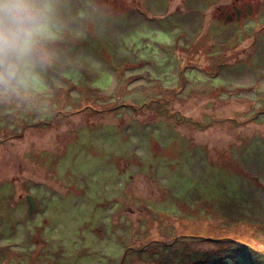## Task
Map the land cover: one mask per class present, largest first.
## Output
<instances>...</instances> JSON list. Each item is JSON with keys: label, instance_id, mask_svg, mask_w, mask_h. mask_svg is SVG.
<instances>
[{"label": "rangeland", "instance_id": "obj_1", "mask_svg": "<svg viewBox=\"0 0 264 264\" xmlns=\"http://www.w3.org/2000/svg\"><path fill=\"white\" fill-rule=\"evenodd\" d=\"M32 2L0 68V264H264L263 2Z\"/></svg>", "mask_w": 264, "mask_h": 264}, {"label": "clouds", "instance_id": "obj_2", "mask_svg": "<svg viewBox=\"0 0 264 264\" xmlns=\"http://www.w3.org/2000/svg\"><path fill=\"white\" fill-rule=\"evenodd\" d=\"M43 31L32 0H0V68L4 77L17 78Z\"/></svg>", "mask_w": 264, "mask_h": 264}, {"label": "flooded vegetation", "instance_id": "obj_3", "mask_svg": "<svg viewBox=\"0 0 264 264\" xmlns=\"http://www.w3.org/2000/svg\"><path fill=\"white\" fill-rule=\"evenodd\" d=\"M239 1H242V0H234V2H232L230 5H228V4H225V5H222V6H228V8L230 9V15H227L226 14V12L224 11V9L223 8H219L217 11L219 12V14L221 15V16H223V15H225L226 16V19L229 21V20H231L233 17L235 18V20H239V17H240V14H241V11H240V9L236 6V5H238V3H239ZM263 2V4H264V0H258V2L260 3V2ZM134 11L136 12H142L141 11V5L140 4H138V5H134ZM246 8H247V10H248V13H250V11H251V7L248 5V6H246ZM203 15H206L205 13H203ZM150 17H155V16H150ZM259 34H261V35H263L264 36V28L262 29V28H260V31L258 32ZM249 40H251V41H253V38L252 39H249ZM248 40V41H249ZM250 53H252V51H249ZM186 69H187V67H186ZM198 69V68H197ZM202 69H198V71L200 72ZM204 73H206V72H204ZM179 75V74H178ZM180 80H181V78H180Z\"/></svg>", "mask_w": 264, "mask_h": 264}, {"label": "water", "instance_id": "obj_4", "mask_svg": "<svg viewBox=\"0 0 264 264\" xmlns=\"http://www.w3.org/2000/svg\"><path fill=\"white\" fill-rule=\"evenodd\" d=\"M26 201H27V203H28V207H29V215L31 214V212L34 210V199L33 198H31V197H29V196H27L26 197Z\"/></svg>", "mask_w": 264, "mask_h": 264}, {"label": "trees", "instance_id": "obj_5", "mask_svg": "<svg viewBox=\"0 0 264 264\" xmlns=\"http://www.w3.org/2000/svg\"><path fill=\"white\" fill-rule=\"evenodd\" d=\"M261 183H259V185H260ZM214 241V240H213ZM235 243H239V245H241V246H245V247H250V245L248 244V243H243V242H235Z\"/></svg>", "mask_w": 264, "mask_h": 264}]
</instances>
